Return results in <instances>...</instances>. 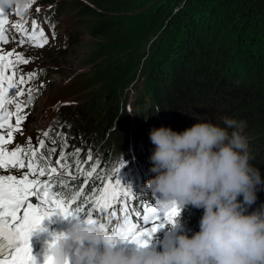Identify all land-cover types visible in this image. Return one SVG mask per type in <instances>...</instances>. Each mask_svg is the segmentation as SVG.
I'll list each match as a JSON object with an SVG mask.
<instances>
[{
	"label": "trees",
	"instance_id": "obj_1",
	"mask_svg": "<svg viewBox=\"0 0 264 264\" xmlns=\"http://www.w3.org/2000/svg\"><path fill=\"white\" fill-rule=\"evenodd\" d=\"M146 1L116 0L113 2L114 6H111L116 8L113 9L117 11L115 17H110L105 10L94 9L98 11L97 17L100 19L94 27L95 33L114 38L125 29L128 13L142 10L146 17L145 23L152 26L164 20L167 24L164 32L166 35L170 34L171 27L175 30V46L172 48L174 54L160 59L159 67L153 73H150L152 66L146 69L144 67L141 76L135 81L137 93L132 94L135 105L131 107L130 113H126L124 121L117 119L118 90L110 93V104L106 110L105 103L108 102L109 94L99 108L97 104L102 103L98 99L91 102V106L93 103L96 106L93 109L86 100L65 106L56 119L57 123L46 130L49 132L47 147L42 151L55 147L56 155L52 157L55 160L66 139L68 143L64 151L71 153L80 149L81 162L89 153L95 156L88 166L91 170L93 163L98 165L97 172L91 178L92 184L100 186L104 178L116 179L115 170L120 168L122 185L130 186L132 182L149 179L153 175L149 171V156L154 146L149 139V132L152 127H159L158 121L161 125L182 131L197 120H211L222 124L224 118L229 117L247 122L245 133L254 156L251 163L260 169L264 178V74L256 72L257 69L253 70L255 62L264 59L263 48L254 46L258 41L264 47V0H152L151 4L148 2V8L144 7ZM50 11L53 14L54 10ZM89 11L80 10L79 15H93ZM47 12V8L41 10L42 20ZM208 35L211 40H203ZM161 42L159 50L163 51L166 49V41L164 39ZM214 49L215 52L222 51V54L217 53L219 61H211L209 52ZM61 52L64 55L65 52ZM147 61L145 65H156V61L151 63L152 59ZM220 62H223V67L220 65V69H217L215 65ZM95 68L91 72L88 68L81 79L86 86L93 84V79H99L104 72V67H101L98 68L100 73L92 74ZM171 69L175 71L167 79L168 86L164 87L162 82L157 85L155 82L157 79L161 80L162 72L166 74V78ZM254 76L258 78V82L251 85L252 81L247 79ZM90 92L98 94L97 91ZM236 101H241V104L236 106ZM155 109H159L160 114ZM63 113L69 114V117H63ZM129 123L133 127L130 137L127 135ZM31 147L37 148L38 144L32 143ZM123 158L125 162L121 167ZM97 176L101 179H97ZM83 180L84 177L75 182L69 181V196L79 187L85 186ZM137 187L138 184L133 188ZM257 196L256 203L249 211L264 203V189L258 191ZM201 215L202 210L191 206L183 207L179 215L184 225L183 230L188 231L189 235L198 231ZM158 240L156 239L155 244L157 246Z\"/></svg>",
	"mask_w": 264,
	"mask_h": 264
},
{
	"label": "clouds",
	"instance_id": "obj_2",
	"mask_svg": "<svg viewBox=\"0 0 264 264\" xmlns=\"http://www.w3.org/2000/svg\"><path fill=\"white\" fill-rule=\"evenodd\" d=\"M18 0H0L11 8ZM24 10L23 3L20 4ZM159 109L157 110V112ZM247 122L197 120L182 131L152 127L153 173L143 187L181 209L202 210L189 235L179 216L159 247L113 244L99 223L75 219L48 244L53 264H264V203L249 211L264 178L254 159Z\"/></svg>",
	"mask_w": 264,
	"mask_h": 264
},
{
	"label": "rangeland",
	"instance_id": "obj_3",
	"mask_svg": "<svg viewBox=\"0 0 264 264\" xmlns=\"http://www.w3.org/2000/svg\"><path fill=\"white\" fill-rule=\"evenodd\" d=\"M115 1L116 0H34L29 8L26 9L24 7V11L21 10L20 4L23 3V5H25L27 0H18L11 11H6L4 19L5 28L8 30L9 42L3 45V52L6 53L15 49L16 53L21 54L24 59L29 61L28 64H20L17 69L12 70L16 72V76L13 78L15 79L19 75H23L27 79V74H36L34 79H29L27 83L22 85L26 87H23L25 96L28 90L32 89L35 99L34 104L27 107L25 110L27 118L21 125V131L14 133V143L9 146L10 150L15 145L27 147L29 137H32V143L36 144L35 140L37 134H42V132L49 129L51 125L57 123L56 119L59 117L60 112L64 110L65 106H71L83 100L89 101L88 104L91 106V102L98 99L102 103L101 105L99 103L97 104L99 108L105 102L106 95L109 94L108 102L106 101L105 103V110L108 109L110 104V93L116 92V90H118L117 95H119L116 103L119 111L117 119H120V122L124 121L126 113H130L131 107L135 105V98L132 96V94L136 95L137 93L135 81L141 76L144 67L146 69V67L150 68L152 66L153 69L150 73H153L156 68L159 67L158 63H160V59H165V57H170L174 54L172 48L175 46L173 43V38L176 34L175 30H172L171 27L170 34L166 35L164 32L167 29V24L164 20L152 26L150 23H145L144 20L146 17L142 10L128 13L129 17L125 24V29L120 35L114 38H106L104 36L102 37V35H97L94 31V27L100 19L97 17L98 11H94V9L105 10L110 14V17H115L117 16V11L113 9L116 8H111V6H114L113 2ZM151 1L152 0H147L144 2V7L148 8V2L151 4ZM201 4L202 2L200 5ZM43 8H47L48 10V12L43 15L44 21L38 14ZM52 9L54 12L50 14V10ZM84 9L90 10V14L93 15L87 14L80 16V10L83 11ZM176 9L178 10L180 8ZM58 10H60V12ZM33 23L36 25L35 30L38 42H42L39 40L37 31L38 24H41V29H43L47 37V43H45L43 47H37L30 39L33 32ZM13 24H19L22 27L24 25L27 26V32L17 35L11 29ZM164 39L166 41L164 48L166 49L161 51L159 50V45ZM209 39L210 35L203 38V40ZM21 40L24 41L23 44L20 43ZM161 44H163V42H161ZM256 45L262 47L264 50V47L258 41L254 46ZM251 46H253V44ZM61 50L65 52L64 55L61 54ZM215 50L216 49L209 52V54H211L210 57H212L211 61H219V59H217L219 58L218 55L222 54L221 50L216 52ZM152 53L154 55L151 56ZM15 58V56L10 57V59L13 60ZM151 59V63L156 61V65H145L148 63L147 60ZM233 61H235V59H233ZM258 61L259 62H255L253 70L257 69L256 72H262L264 74V59H258ZM220 65L223 67V62L215 65V67L220 69ZM101 67H104L102 69L104 72L100 74L99 79L95 81L93 79V84L86 86L81 79L84 78L88 68H90V72L92 68H95L92 72L93 74L94 72L100 73L98 68ZM12 71L6 70V74L12 75ZM174 71L175 70L171 69V71L167 73L168 75L166 78H164L166 74L162 72V75L160 74L162 76V78H160L161 80L157 79L155 83L158 85L162 82L161 84L167 87V79H169L171 75H174ZM257 79L258 78L254 76L253 78L247 79V81L250 80V82L252 81L251 85H256L258 82ZM149 80L150 78L148 77V82ZM79 82L81 83L80 86L78 85ZM119 82L122 86L118 85ZM153 86H155V84ZM119 88H121V90ZM90 91H97L98 94ZM234 103L238 106L241 104V101H236ZM95 107V103H93L91 108L93 109ZM155 111L157 112L156 109ZM158 114L160 113L158 112ZM63 117H69V114H64ZM100 117L102 118V116H99V118ZM11 123L14 125L15 119H13ZM158 125L161 126L160 121H158ZM132 131L133 127L131 123H129L127 132L129 137ZM94 151H96V149H94ZM124 159L125 158L121 159L123 163L125 162ZM0 174L7 173L0 172ZM156 201L162 202L163 200L159 197ZM47 217L58 225L63 223L60 214ZM74 218L75 217H70L67 221L69 222ZM122 222L123 215H118L112 223L105 224H107L109 230H111ZM133 222L142 221L134 219ZM170 228L171 225L167 224L165 227L159 229L152 237L153 241L151 245L153 246V244L156 243V239H159L160 245V242L166 238V235H175L174 231L170 232ZM57 231L58 228L55 227L51 230L53 235L56 234ZM109 232L111 233V231ZM122 246L131 248L126 242L122 243Z\"/></svg>",
	"mask_w": 264,
	"mask_h": 264
},
{
	"label": "snow or ice",
	"instance_id": "obj_4",
	"mask_svg": "<svg viewBox=\"0 0 264 264\" xmlns=\"http://www.w3.org/2000/svg\"><path fill=\"white\" fill-rule=\"evenodd\" d=\"M34 0H27L24 7L27 9ZM7 7L0 4V264H36L33 254L31 237L38 230L45 217L59 213L65 218L87 220L99 223L106 231L115 235L106 236L110 243H134L148 246L154 234L167 224H174L180 215L181 207L174 201L157 202L156 205H145L141 211L130 210L128 199L132 195L131 187H124L119 178L120 168L115 170L116 179L104 178L100 186L91 183V178L97 172L98 165L92 164L91 170L85 167L93 161L89 153L81 162L80 149L68 153L65 139L61 151L55 160L56 148L42 151L47 147L48 131H44L43 138H37V148H32L33 138H28V146L15 145L14 133L21 131V125L27 114H21L25 108L34 104L35 95L32 89L25 95L22 85L27 80L34 79L36 74H27L17 78L16 72L20 64H28L15 49L3 52V45L9 42L8 30L5 28V14ZM17 29L20 25L15 26ZM36 25L33 23L31 41L37 47L47 43L43 29L39 31L38 42ZM24 43L23 40L20 41ZM15 56L16 58L10 59ZM12 71V75L6 74ZM38 93V90H37ZM15 116V124L10 118ZM51 127V126H50ZM55 143V141H53ZM123 161L121 167H123ZM14 173V174H12ZM84 177L83 185L68 195L69 181H77ZM97 179H101L99 176ZM89 193L85 195V193ZM122 205L120 211L123 222L111 230L108 225L101 222L108 218L112 223L117 218L115 205ZM134 213V215H133ZM142 222H133V220ZM44 264H53L52 258L46 255ZM71 264V261H65Z\"/></svg>",
	"mask_w": 264,
	"mask_h": 264
}]
</instances>
